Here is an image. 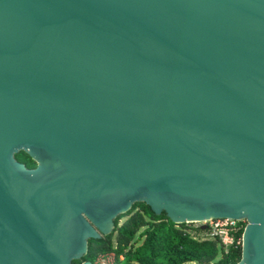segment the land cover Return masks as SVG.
<instances>
[{"label": "water", "instance_id": "1", "mask_svg": "<svg viewBox=\"0 0 264 264\" xmlns=\"http://www.w3.org/2000/svg\"><path fill=\"white\" fill-rule=\"evenodd\" d=\"M135 204L245 220L264 264V0H0V264H74Z\"/></svg>", "mask_w": 264, "mask_h": 264}, {"label": "trees", "instance_id": "2", "mask_svg": "<svg viewBox=\"0 0 264 264\" xmlns=\"http://www.w3.org/2000/svg\"><path fill=\"white\" fill-rule=\"evenodd\" d=\"M14 157L27 168L35 167L22 151ZM115 226L112 233L89 239L88 253L73 263H99L110 253L115 256L113 264H236L241 258V251L222 254L218 242L191 238L186 224L176 225L164 214L157 217L143 204H135L120 215Z\"/></svg>", "mask_w": 264, "mask_h": 264}, {"label": "built area", "instance_id": "3", "mask_svg": "<svg viewBox=\"0 0 264 264\" xmlns=\"http://www.w3.org/2000/svg\"><path fill=\"white\" fill-rule=\"evenodd\" d=\"M245 220L215 219L198 223H187L186 230L191 238L198 241H216L221 253L242 250V234L246 227ZM202 226H206L202 229Z\"/></svg>", "mask_w": 264, "mask_h": 264}, {"label": "rangeland", "instance_id": "4", "mask_svg": "<svg viewBox=\"0 0 264 264\" xmlns=\"http://www.w3.org/2000/svg\"><path fill=\"white\" fill-rule=\"evenodd\" d=\"M125 219H123L121 222H123ZM114 259H115V256L113 253H110L108 255H106L105 257H102L100 260H99V263H103V264H113L114 263Z\"/></svg>", "mask_w": 264, "mask_h": 264}]
</instances>
